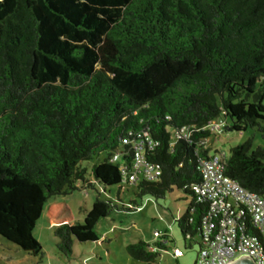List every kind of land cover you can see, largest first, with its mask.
<instances>
[{
  "label": "trees",
  "instance_id": "obj_1",
  "mask_svg": "<svg viewBox=\"0 0 264 264\" xmlns=\"http://www.w3.org/2000/svg\"><path fill=\"white\" fill-rule=\"evenodd\" d=\"M263 99L264 0H0V235L40 255L33 232L44 213L61 255H72L74 240L98 241L111 200L98 195L82 222L65 202L44 205L73 183L127 184L126 140L147 131L159 141L148 157L162 175L135 184L137 195L182 188L191 199L178 223L194 238L202 210L190 212V184L211 152L197 142L212 133L173 148L170 136L222 118L225 130L256 128L264 139ZM225 157L226 175L264 196V148L248 139ZM154 248L126 245L146 264H155Z\"/></svg>",
  "mask_w": 264,
  "mask_h": 264
},
{
  "label": "rangeland",
  "instance_id": "obj_2",
  "mask_svg": "<svg viewBox=\"0 0 264 264\" xmlns=\"http://www.w3.org/2000/svg\"><path fill=\"white\" fill-rule=\"evenodd\" d=\"M248 139L252 140L253 148H264L261 133L251 127L244 131L224 129L212 134L206 138V148H210V153L224 152L229 156L231 148ZM91 164L92 160L84 162L89 173ZM89 178L94 180L92 176ZM72 187L77 189H72L69 194L50 197L44 209L53 202H65L72 210L74 221L82 222L98 195L111 200L116 207L96 225L99 240L83 243L74 240L72 255L65 257L59 253L58 237L43 213L33 232L41 243L42 253L32 255L0 235V264H146L133 259L126 251L127 244L138 240L148 241L158 251L155 264H194L199 236L185 237L178 223L191 199L182 188L174 186L164 198L153 195L140 198L133 184L104 187L93 183V188L82 189V185L73 183ZM157 241L166 243L167 248H157ZM175 249H179L180 254H175Z\"/></svg>",
  "mask_w": 264,
  "mask_h": 264
},
{
  "label": "built area",
  "instance_id": "obj_3",
  "mask_svg": "<svg viewBox=\"0 0 264 264\" xmlns=\"http://www.w3.org/2000/svg\"><path fill=\"white\" fill-rule=\"evenodd\" d=\"M225 121L217 118L205 127L183 125L174 130L169 147L179 140L193 142L195 132L205 130L218 134ZM201 136L198 148H206V138ZM131 145L129 163L122 166L123 182L138 184L141 181H158L162 175L160 163L149 159L159 141L147 131L126 140ZM224 152H212L196 164L200 180L190 184L196 202L190 207L193 213L202 210L199 224V250L194 264H229L240 256L252 257L256 264H264V196L241 186L225 173ZM112 161L121 160L120 153ZM192 219L190 218L189 221ZM175 254H180L175 249Z\"/></svg>",
  "mask_w": 264,
  "mask_h": 264
},
{
  "label": "water",
  "instance_id": "obj_4",
  "mask_svg": "<svg viewBox=\"0 0 264 264\" xmlns=\"http://www.w3.org/2000/svg\"><path fill=\"white\" fill-rule=\"evenodd\" d=\"M227 130H232V129L227 127ZM229 264H256V262L252 257L240 256Z\"/></svg>",
  "mask_w": 264,
  "mask_h": 264
},
{
  "label": "crops",
  "instance_id": "obj_5",
  "mask_svg": "<svg viewBox=\"0 0 264 264\" xmlns=\"http://www.w3.org/2000/svg\"><path fill=\"white\" fill-rule=\"evenodd\" d=\"M148 242V241H147ZM179 250V249H178Z\"/></svg>",
  "mask_w": 264,
  "mask_h": 264
}]
</instances>
